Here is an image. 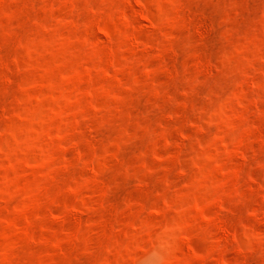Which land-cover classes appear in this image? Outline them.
Masks as SVG:
<instances>
[{"label":"rangeland","instance_id":"rangeland-1","mask_svg":"<svg viewBox=\"0 0 264 264\" xmlns=\"http://www.w3.org/2000/svg\"><path fill=\"white\" fill-rule=\"evenodd\" d=\"M0 264H264V0H0Z\"/></svg>","mask_w":264,"mask_h":264}]
</instances>
